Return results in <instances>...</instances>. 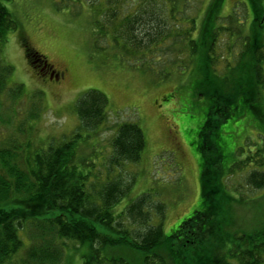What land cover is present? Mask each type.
Masks as SVG:
<instances>
[{
	"label": "trees",
	"instance_id": "16d2710c",
	"mask_svg": "<svg viewBox=\"0 0 264 264\" xmlns=\"http://www.w3.org/2000/svg\"><path fill=\"white\" fill-rule=\"evenodd\" d=\"M5 1L0 0V120L11 125L25 93L22 84H10L14 67L2 56L9 33L18 28ZM120 1L96 8L103 20L93 19V37L96 44L106 43L96 47L116 49V57L132 68L142 61L144 71L164 64V74L168 68L184 74L191 65L195 97L205 99L195 146L202 157L201 204L168 235L167 206L152 192L117 208L134 184L125 180L123 166L141 160L146 138L137 123L120 125L103 178L93 172L94 163L78 160V142L90 139L83 133L96 132L107 118L108 97L91 89L77 101L80 125L71 136L39 147L13 139L0 146V264H264V215L252 228L236 227L234 215V207L253 203L248 193L264 191V146L225 155L218 141L222 125L250 111L264 137L263 0H248L250 10L242 4L252 15L248 26L225 13L226 0H208L197 15L187 14L190 0H137L127 9L118 7ZM235 22L237 30L227 25ZM225 39L230 45L222 50L217 44ZM21 40L28 63L52 73L47 57L23 35ZM171 54L178 56L175 65L164 60ZM39 100L41 94L32 96L20 130L39 118ZM5 105L12 115L2 114ZM243 170L241 183L232 186L229 178Z\"/></svg>",
	"mask_w": 264,
	"mask_h": 264
},
{
	"label": "rangeland",
	"instance_id": "374dc122",
	"mask_svg": "<svg viewBox=\"0 0 264 264\" xmlns=\"http://www.w3.org/2000/svg\"><path fill=\"white\" fill-rule=\"evenodd\" d=\"M105 1H5L18 22V28L9 33L2 56L14 67L10 84H22L25 98L17 106L19 113L13 117L11 125L0 120V146L13 139L19 142L30 140L31 146L39 147L71 136L80 125L76 109L78 99L91 89L101 91L109 100L107 118L96 132L88 136V132L83 133L90 139L78 142L77 158H82L89 165L94 163L93 172L106 177L105 159L111 152V142L118 127L123 123H137L144 131L146 147L139 162H127L123 166L125 180L134 179V184L130 194L122 199L117 208L122 210L142 193L152 192L167 206L164 231L168 235L201 204L202 157L195 146L198 123L203 120L200 108L206 107L205 99L195 97L194 78L188 74L191 65L184 74L177 68H168L166 71L170 74H164V64L160 63L155 66L156 71L149 68L144 71L141 69L144 67L142 61H136L137 67L132 68L116 57V49H98L97 45L106 46V43L100 40L96 44L92 33L93 19L103 20L99 17L101 13L95 11L96 8H107ZM136 1L121 0L118 7L127 9ZM190 2L188 8L191 10L187 14L197 15V9L205 8L208 0ZM244 2L248 3L250 10L248 0H226L224 11L233 13L237 24L245 22L243 26H248L252 15L251 12L246 15ZM227 25L237 30L236 22ZM22 35L47 57L59 78H54L55 72L51 73L48 69L45 73L44 69L40 72L28 63L21 43ZM229 40L234 42L236 38ZM236 43L239 44L238 41ZM217 45L225 50L230 44L225 39ZM224 56L230 58L227 52ZM164 60L174 64L178 56L171 54ZM218 63L224 71V59L221 58ZM36 94H41L39 118L29 121L20 130L19 122L27 117L25 112L30 109V100ZM8 105L3 106L2 114L12 115ZM20 110L23 113L20 114ZM257 123L253 111H250L222 125L224 134H219L218 141L224 154L230 155L241 147L244 155L263 147L264 137L258 135L255 129L258 128ZM244 171L246 173L243 170L242 174L230 177L229 183L232 186L241 183ZM248 195H252L253 203L248 201L243 206L234 207L236 227L252 228L258 217L264 215V191H252Z\"/></svg>",
	"mask_w": 264,
	"mask_h": 264
},
{
	"label": "flooded vegetation",
	"instance_id": "af4514ba",
	"mask_svg": "<svg viewBox=\"0 0 264 264\" xmlns=\"http://www.w3.org/2000/svg\"><path fill=\"white\" fill-rule=\"evenodd\" d=\"M53 72H55V76H54V78L56 77V78H59V75H58V73H56L57 71L56 70H54ZM53 78V77H52Z\"/></svg>",
	"mask_w": 264,
	"mask_h": 264
}]
</instances>
